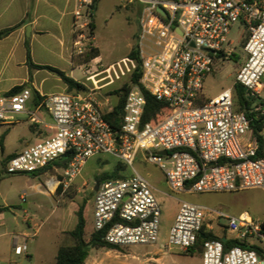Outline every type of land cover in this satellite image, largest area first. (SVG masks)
I'll return each instance as SVG.
<instances>
[{"label": "built area", "instance_id": "2783aa9c", "mask_svg": "<svg viewBox=\"0 0 264 264\" xmlns=\"http://www.w3.org/2000/svg\"><path fill=\"white\" fill-rule=\"evenodd\" d=\"M94 1L75 0L73 46L78 56L95 46ZM135 1L141 6L137 48L142 75L139 84L126 92L118 130L105 118L92 89L46 95L35 110L28 109L33 96L28 87L0 99V122L13 124L18 115L27 114L33 123L50 130L46 138L7 160L8 174L60 172L53 183L67 190L91 157L108 153L133 168L131 176L98 183L94 194L93 228L104 232L107 244L119 248L152 245L160 235L161 205L150 182L134 168L139 154L163 171L173 193L264 189V128L260 147L248 114L236 107L239 86L254 99L251 112L264 116V0ZM236 24L247 33V59L233 89L206 99L205 80L218 63L236 56L229 39ZM128 60L132 68L126 71L132 73L136 63ZM142 88L168 104L170 114L163 121L143 122ZM37 111L47 113L52 124H44ZM163 151L167 155L160 154ZM68 157L67 166L60 168L58 163ZM212 215L227 219L228 230L243 246L226 249L222 239H207L202 264H264V223L247 212L230 216L188 201L180 204L166 247L191 251ZM27 252L25 241L14 245L16 255Z\"/></svg>", "mask_w": 264, "mask_h": 264}, {"label": "rangeland", "instance_id": "374dc122", "mask_svg": "<svg viewBox=\"0 0 264 264\" xmlns=\"http://www.w3.org/2000/svg\"><path fill=\"white\" fill-rule=\"evenodd\" d=\"M140 12L141 6L135 0L99 1L95 13L96 40L103 63H96L94 66L98 71H108L99 73L83 91L94 90V96L105 113L113 109L120 99V94L114 92L131 88L133 84L132 73L126 70L127 67L132 68L128 59L133 47L137 46ZM94 31L91 27V34H95ZM246 38L245 28L236 24L229 36L236 48V56L218 63L215 71L205 80L203 93L206 99H212L228 88L233 89L239 68L247 59L244 51ZM97 50L100 54L99 48ZM88 51L83 55L86 63L90 61ZM236 107H239L238 103ZM19 119L21 122L13 125L0 122V207L8 208L0 212V264H55L58 247L73 244V239L61 235L59 230L75 228L78 222L76 211L84 202L87 204L86 237L90 239L93 231L94 189L98 179L113 174L118 164L123 166L121 174L125 177L131 176L134 170L114 155L100 154L91 157L81 175L67 190L63 188L62 191H59L62 185H55L54 189L50 187L54 177L61 176L60 172L52 171L41 176L8 174V155L23 150V137L29 132V122ZM134 168L150 182L161 205L159 239L152 245H132L119 250L92 248L86 264H202L199 251L191 254L166 247L182 201L206 206L230 216L247 212L258 222L264 223V189L178 194L169 189L163 171L156 165L145 162L142 154L138 155ZM215 216L206 219V231L221 238L234 236L228 230V220ZM26 218H29L31 227L25 221ZM24 231L30 235L37 233L38 237L28 241L32 255L16 256L13 237Z\"/></svg>", "mask_w": 264, "mask_h": 264}, {"label": "crops", "instance_id": "0c3cea01", "mask_svg": "<svg viewBox=\"0 0 264 264\" xmlns=\"http://www.w3.org/2000/svg\"><path fill=\"white\" fill-rule=\"evenodd\" d=\"M74 9L75 0H0V31L18 26L0 40V99L8 96L15 88H20V91L28 87L33 92L28 109L35 110L38 105L36 103L38 96L43 98L50 94L78 93V91H69L67 84L55 73L46 69L31 68L27 62L28 48L34 64L57 68L85 87H89V83L99 73L108 70L98 71L94 66L96 63H103L101 50L96 40V24L93 43L99 48L100 55L86 63L83 56H78L74 52ZM37 113L44 124L48 126L52 124V119L47 113L44 111H37ZM18 117L24 119L26 123L29 122V132L26 137H23L25 147L50 134V130L45 125L33 123L27 114L18 115L17 122L13 124L21 122ZM13 124L4 123V125ZM18 152L14 151L8 156L11 157ZM25 221L31 227L29 218ZM73 229H61L59 233L72 238L69 232ZM14 237L17 239L15 240ZM14 237L13 246L24 241L28 244V241H33V238L38 236L37 233L30 235L29 232L24 231L21 235ZM222 239L232 240L234 236H224ZM26 255H32L29 245Z\"/></svg>", "mask_w": 264, "mask_h": 264}, {"label": "trees", "instance_id": "16d2710c", "mask_svg": "<svg viewBox=\"0 0 264 264\" xmlns=\"http://www.w3.org/2000/svg\"><path fill=\"white\" fill-rule=\"evenodd\" d=\"M99 1L100 0L94 1V5H93L94 11L97 10ZM17 27L18 26H14L11 28L1 30L0 40L8 36ZM91 27L93 30H95L94 15H93V21L91 23ZM92 35L94 36V34ZM88 53L90 55V60L100 55L97 48L95 47L90 48ZM129 59H133L136 61V69L132 72L131 81L133 84H139V81L142 75V69H141V60L139 58V51H138L137 46L133 47V49L131 50L129 54ZM27 62L31 68L46 69L58 75L64 81V83L67 84L69 91L79 92V91L86 90L85 85L75 81L73 78L66 75L65 72L57 68L51 67V66H42V65L34 64V62L32 61L29 48L27 51ZM19 89L20 88L13 89L9 93V95L17 93ZM129 90L130 88H125L122 90L115 91L114 93L120 94V99L111 111L105 113V118L110 122V124L115 130H118L122 123V119L124 115V106H125V101H126V92H128ZM143 93L146 97V105H145V110L143 114V122L156 124V123L163 121L170 114V108L168 104L158 101L157 99H155V97H153L151 94H149L144 89H143ZM36 100H37L36 103L39 104L42 100V97L38 96ZM236 103H238L239 105L237 109L245 111L248 114V117L250 119V127L253 131V134L258 138L259 145L261 147L262 139H261L260 133L262 132L264 128V116L257 115L256 113L251 112V109L254 104V99L246 97L244 89L239 86H236ZM69 160H70V157L59 162L58 166L60 168L66 167L67 162ZM45 170H47V168L40 171L39 173H43ZM121 171H123V166L121 164H118L113 174L109 176H105L101 179H98V183H101L106 180H111V179L124 178L125 176L121 174ZM34 175H37V174H34ZM62 189L63 187L61 186L59 188V191H62ZM5 210H8V208L0 207V212L5 211ZM86 210H87V204L85 202L78 207L76 211V214L78 217L77 225L75 226L73 230L69 232V234L74 239V244L60 246L57 252V256H56V264H85L87 258L89 257L90 250L92 248H107L109 250L111 249L119 250L120 249L119 247L107 244L103 240L104 232H96L94 228L90 236V239H87L86 237L87 235L86 234L87 211ZM201 234H204V238L201 237ZM201 234L198 236V241L196 243V246L188 253L193 254L195 251H199L200 253H202L203 243L207 239H222L221 237H218L211 232H207L205 229V226ZM224 245L226 249H230L235 246H243L241 242L235 239L227 240L226 242H224Z\"/></svg>", "mask_w": 264, "mask_h": 264}, {"label": "water", "instance_id": "95a60500", "mask_svg": "<svg viewBox=\"0 0 264 264\" xmlns=\"http://www.w3.org/2000/svg\"><path fill=\"white\" fill-rule=\"evenodd\" d=\"M159 12H161L163 15H165L164 11L161 8L159 9ZM160 154L167 155V152L166 151H163V152H160ZM98 187H99V185L97 183L94 190L97 191L98 190ZM201 237L204 238V234H201ZM222 240L224 242H226V239H222Z\"/></svg>", "mask_w": 264, "mask_h": 264}, {"label": "bare ground", "instance_id": "6f19581e", "mask_svg": "<svg viewBox=\"0 0 264 264\" xmlns=\"http://www.w3.org/2000/svg\"><path fill=\"white\" fill-rule=\"evenodd\" d=\"M50 187H51L52 189H54V188H55V183H51Z\"/></svg>", "mask_w": 264, "mask_h": 264}]
</instances>
